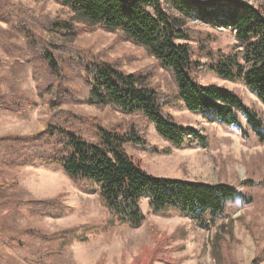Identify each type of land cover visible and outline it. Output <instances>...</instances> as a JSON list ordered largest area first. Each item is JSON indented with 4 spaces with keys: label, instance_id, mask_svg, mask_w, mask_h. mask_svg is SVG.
<instances>
[{
    "label": "rangeland",
    "instance_id": "obj_1",
    "mask_svg": "<svg viewBox=\"0 0 264 264\" xmlns=\"http://www.w3.org/2000/svg\"><path fill=\"white\" fill-rule=\"evenodd\" d=\"M247 1L264 4V0ZM7 2L29 9L37 17H50L71 26L72 33L64 32L66 29L34 30L43 42L70 46L88 60L118 62L126 73L151 67L149 85L176 97L171 74L146 47L125 40L121 31L84 23L56 0H0L3 14ZM187 26L202 36L208 35L213 50L232 52L236 41L230 29L211 27L197 16L188 19ZM191 42L197 46V41ZM31 55L26 36L10 21L0 18V96L3 97L0 101L5 103L0 104V137L32 135L42 131L51 118L65 120L74 115L82 122L71 128L95 140L91 128L96 124L125 132L139 120V115L123 113L110 105L86 103L84 100L91 90L87 81H92V76L83 69L75 72L70 67L64 68V80H54L52 88L45 89L50 85L46 80L47 68L40 59L32 61ZM36 67L38 77L34 76ZM196 76L201 84H216L236 92L264 119V105L243 82L227 81L210 71H199ZM59 82L69 90L67 96L62 90L55 91ZM55 96L61 100L59 104H52ZM165 112L183 127L207 138L206 145L190 142L175 148L158 135L153 123H148L143 135L148 148L127 144V153L154 176L211 184L225 182L247 192L251 202L241 199L230 202L216 224L203 229L193 218L178 211L155 213L148 198H142L145 222L139 228H131L112 219L101 203L97 187L83 189L84 183L75 182L57 164L42 161L25 166L0 164L5 182L16 178L19 184L11 193L0 191V236L20 238L32 249L62 247L48 260L44 259L43 264H264V141L252 132L244 136L238 127L223 126L210 113H192L180 99H176V105L165 107ZM241 121L246 127V118L241 116ZM246 180H259L260 185L248 187ZM54 198L64 204L63 212L55 217L18 207L21 202ZM26 229H36L49 236L57 234L59 238L52 242L27 240L21 237ZM69 229L70 233L65 234ZM214 248H218L219 257ZM0 264L31 263L17 249L5 245L0 247Z\"/></svg>",
    "mask_w": 264,
    "mask_h": 264
},
{
    "label": "trees",
    "instance_id": "obj_2",
    "mask_svg": "<svg viewBox=\"0 0 264 264\" xmlns=\"http://www.w3.org/2000/svg\"><path fill=\"white\" fill-rule=\"evenodd\" d=\"M56 1L70 8L82 22L108 31H121L125 40L146 47L171 74L176 97L149 85L151 67L126 73L118 62L88 60L70 46L43 42L35 36L34 30L61 32L66 29L64 32L72 33L71 26L50 17H37L29 9L7 2V9L4 14L0 12V18L10 21L26 36L32 61L40 59L46 66V80L50 85L45 89L50 90L54 80H64V68L70 67L75 72L83 69L92 76V81H87L91 90L84 100L86 103L110 105L123 113L139 115V120L125 132L96 124L91 128L95 140H90L71 128L82 122L77 116L65 120L51 118L46 127L35 134L0 137V164L25 166L37 161L57 164L75 182L84 183L83 189L97 187L101 203L112 219L131 228H139L145 222L140 205L142 198H148L155 213L178 211L193 218L203 229L212 228L230 202L236 199L251 202L252 197L247 192L225 182L211 184L149 174L127 153L125 146L148 148L143 136L148 123H153L158 135L175 148L190 142L206 145L207 138L192 128L183 127L165 112V107L176 105V99L182 100L192 113H210L223 126L238 127L244 136L252 132L258 140L264 141V119L249 108L241 96L223 86L201 84L196 76L199 71H210L227 81H241L264 105V4L255 5L247 0ZM194 16L211 27L230 29L236 41L232 52L213 50L208 35L202 36L201 32L187 26V20ZM191 41H197V46ZM34 76L38 77L37 67ZM57 88L55 91L62 90L64 96L68 95L69 90L63 88L61 82ZM60 102L57 96L52 100V104ZM0 104L5 103L0 101ZM241 116L246 118V127ZM259 183V180H246L248 187ZM18 187L16 178L5 182L0 169V191L11 193ZM18 207H29L41 216L55 217L63 212L64 204L54 198L21 202ZM64 233H70V229ZM21 237L51 242L59 238L57 234L49 236L36 229L24 230ZM5 245L17 249L31 264H43L44 259L48 260L62 249H32L20 238L0 236V247ZM213 251L219 257L218 248Z\"/></svg>",
    "mask_w": 264,
    "mask_h": 264
}]
</instances>
